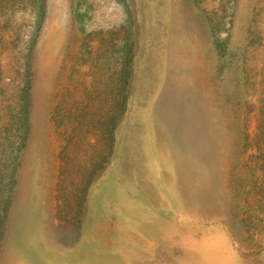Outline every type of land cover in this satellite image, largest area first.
<instances>
[{
  "label": "rangeland",
  "instance_id": "374dc122",
  "mask_svg": "<svg viewBox=\"0 0 264 264\" xmlns=\"http://www.w3.org/2000/svg\"><path fill=\"white\" fill-rule=\"evenodd\" d=\"M47 8L0 0V264H150L169 234L177 264L214 228L264 264V0H72L41 112Z\"/></svg>",
  "mask_w": 264,
  "mask_h": 264
},
{
  "label": "water",
  "instance_id": "95a60500",
  "mask_svg": "<svg viewBox=\"0 0 264 264\" xmlns=\"http://www.w3.org/2000/svg\"><path fill=\"white\" fill-rule=\"evenodd\" d=\"M74 25L72 0H48L43 29L34 50L33 65V95L37 110L41 112L62 70L75 31ZM39 98L43 103L41 106Z\"/></svg>",
  "mask_w": 264,
  "mask_h": 264
},
{
  "label": "crops",
  "instance_id": "0c3cea01",
  "mask_svg": "<svg viewBox=\"0 0 264 264\" xmlns=\"http://www.w3.org/2000/svg\"><path fill=\"white\" fill-rule=\"evenodd\" d=\"M172 234L152 247L155 253L150 256V264H157L159 251L167 254L172 248ZM181 256L177 264H245L237 249L233 236L223 228H214L202 233L180 235Z\"/></svg>",
  "mask_w": 264,
  "mask_h": 264
}]
</instances>
